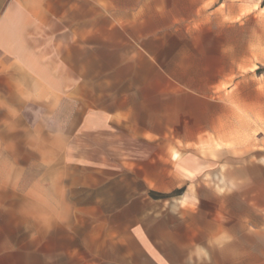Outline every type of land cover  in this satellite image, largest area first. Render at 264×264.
I'll use <instances>...</instances> for the list:
<instances>
[{"label":"crops","instance_id":"obj_1","mask_svg":"<svg viewBox=\"0 0 264 264\" xmlns=\"http://www.w3.org/2000/svg\"><path fill=\"white\" fill-rule=\"evenodd\" d=\"M61 99L26 264H264L261 5L0 0L5 146Z\"/></svg>","mask_w":264,"mask_h":264},{"label":"rangeland","instance_id":"obj_2","mask_svg":"<svg viewBox=\"0 0 264 264\" xmlns=\"http://www.w3.org/2000/svg\"><path fill=\"white\" fill-rule=\"evenodd\" d=\"M251 1L264 9V0ZM48 101L51 99L45 97L44 104ZM59 105L55 113L47 112L46 107L42 108L44 112L39 107H29L26 147L23 130L13 128L5 135L11 142L6 146L4 130H0V264L30 261L23 252L26 227H35V220L43 214L44 198L51 196L43 193L41 187L60 185L59 179L52 177V170L59 164L61 135L67 132L71 111L67 99H61ZM14 184L23 185L22 191Z\"/></svg>","mask_w":264,"mask_h":264}]
</instances>
